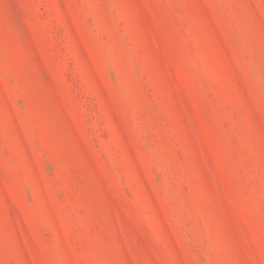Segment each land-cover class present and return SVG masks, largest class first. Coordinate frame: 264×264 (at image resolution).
<instances>
[{
    "label": "rangeland",
    "instance_id": "1",
    "mask_svg": "<svg viewBox=\"0 0 264 264\" xmlns=\"http://www.w3.org/2000/svg\"><path fill=\"white\" fill-rule=\"evenodd\" d=\"M0 264H264V0H0Z\"/></svg>",
    "mask_w": 264,
    "mask_h": 264
}]
</instances>
